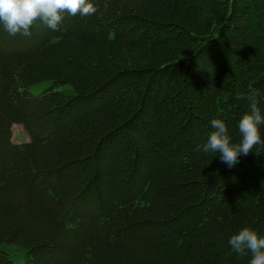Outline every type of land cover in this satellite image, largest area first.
<instances>
[{"label": "trees", "instance_id": "1", "mask_svg": "<svg viewBox=\"0 0 264 264\" xmlns=\"http://www.w3.org/2000/svg\"><path fill=\"white\" fill-rule=\"evenodd\" d=\"M90 2L0 24V264H249L228 241L264 235V145L231 169L203 145L264 116V0Z\"/></svg>", "mask_w": 264, "mask_h": 264}, {"label": "clouds", "instance_id": "2", "mask_svg": "<svg viewBox=\"0 0 264 264\" xmlns=\"http://www.w3.org/2000/svg\"><path fill=\"white\" fill-rule=\"evenodd\" d=\"M107 7L105 4V10ZM96 12L97 8L90 0H0V24L13 37L30 36L31 28L37 21L56 31L59 30L65 13L90 16ZM254 95L249 93L247 98L253 100ZM244 98L243 94L237 96V99ZM250 109L239 121L241 138L238 142H233L228 126L222 119L211 121L214 131L203 145V151L219 154L221 162L229 169L239 163L241 156H248L257 145H264L260 128L264 124V116L256 102L250 104ZM228 243L237 254L251 253L249 264H264V235L256 229L243 227L230 237Z\"/></svg>", "mask_w": 264, "mask_h": 264}, {"label": "rangeland", "instance_id": "3", "mask_svg": "<svg viewBox=\"0 0 264 264\" xmlns=\"http://www.w3.org/2000/svg\"><path fill=\"white\" fill-rule=\"evenodd\" d=\"M50 84L48 82H41L39 84L33 85L30 87V91L33 94L39 95L41 94L44 90H46ZM30 139L28 133L24 129L23 125L21 124H14L13 125V140L15 142H24L28 141ZM22 257L19 258V261H22Z\"/></svg>", "mask_w": 264, "mask_h": 264}]
</instances>
